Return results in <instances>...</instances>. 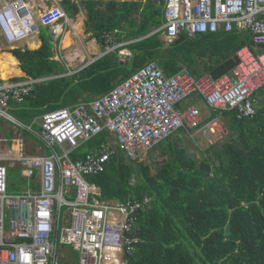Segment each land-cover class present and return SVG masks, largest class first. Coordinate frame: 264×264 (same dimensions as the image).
Listing matches in <instances>:
<instances>
[{
    "label": "built area",
    "instance_id": "1",
    "mask_svg": "<svg viewBox=\"0 0 264 264\" xmlns=\"http://www.w3.org/2000/svg\"><path fill=\"white\" fill-rule=\"evenodd\" d=\"M52 1L37 16L31 0H0V37L16 44L49 27L56 41L68 17ZM163 17L162 26L151 34H161L166 44L182 34L195 38L222 30L250 33L254 48H241L231 74L218 80L210 75L196 78L186 68L166 76L157 62L150 61L106 95L43 114L40 122L34 120L40 126L35 134L42 144L37 150L50 152L42 155L26 153L27 141L18 129L32 128L10 112L11 102L22 104L40 80L26 75L16 77L18 81H0V121L11 123L18 133L15 159L23 177L34 179L37 170L40 184L39 191L10 195L8 167L14 165L7 166L0 158V264H62L60 247L64 246L80 253L78 264H135L142 243L139 214L150 199L102 200L100 189L87 177L105 172L108 162L119 155L126 161L144 163L160 143L180 133L191 140H206L211 146L223 142L229 134L225 118H204L193 106L179 108L194 94L209 109L231 113L239 121L256 115V97L264 88V0H165ZM104 39L100 54L84 56L74 74L117 50L129 55L122 50L129 42H117L111 33H105ZM62 43L63 39L60 53L65 50ZM101 134L106 139L100 146L82 159L71 158ZM63 208H67L69 220L61 228ZM7 209L12 213L9 231Z\"/></svg>",
    "mask_w": 264,
    "mask_h": 264
},
{
    "label": "trees",
    "instance_id": "2",
    "mask_svg": "<svg viewBox=\"0 0 264 264\" xmlns=\"http://www.w3.org/2000/svg\"><path fill=\"white\" fill-rule=\"evenodd\" d=\"M80 1L88 10L87 32L101 44L105 33L113 34L117 42H130L126 48L131 58L123 63L118 53L112 52L73 76L37 84L22 105H12L11 113L18 120L31 124L49 111L106 95L150 61L157 62L166 76L186 68L196 78L211 73L218 79L238 64L241 48H254L250 33L222 30L195 38L182 34L165 44L161 34H151L164 23L165 0H147L145 4ZM61 5L73 15L76 2L62 0ZM74 29L83 34L82 24ZM40 38L39 49L35 50L40 42L31 41L34 50H16L18 60L11 52L1 51L0 80L23 74L39 79L67 71L52 58L47 28H42ZM73 43L72 34L67 33L64 48ZM261 92L263 98L256 101L254 118L239 121L231 113L211 110L209 119L224 116L234 123L231 127L237 130V140L221 148L208 147L199 160L179 143L180 137L169 138L154 149L165 159L155 174L150 165L126 161L119 155L108 162L105 172L87 177L101 190L102 200L150 199L139 214L142 243L135 264H264V88ZM105 136L82 145L71 158L82 159L100 146ZM85 147L89 151L83 154Z\"/></svg>",
    "mask_w": 264,
    "mask_h": 264
},
{
    "label": "rangeland",
    "instance_id": "3",
    "mask_svg": "<svg viewBox=\"0 0 264 264\" xmlns=\"http://www.w3.org/2000/svg\"><path fill=\"white\" fill-rule=\"evenodd\" d=\"M36 3V7L39 8L40 10L42 9V7L44 5H42L44 3L43 0H33ZM59 4H60V0H58ZM74 16L69 18H73ZM73 23H69L68 25V29L69 31L73 29ZM67 31V30H66ZM30 48L28 45H24V44H8L6 43L1 37H0V53L1 51H7V52H11L14 57H17L16 54V50H18L19 48ZM125 50L129 53V55H121L119 50L115 51L116 53H118V59L119 61L125 63L127 62L128 58H131L132 54L131 52L126 48V46L122 49ZM67 55H73L71 59H68V61L66 62L64 60V58H61V54H59L58 52L56 53L55 56H53V60H56L60 63H62L63 65H65L67 71L65 73H61L58 72L56 74H52L49 76H45L42 78H39V82L37 84H42L45 83L47 81H51L54 79H58V78H62V77H70L74 75V72L77 68L80 67L81 64H83V60L84 58H79V54L78 51H76L74 48L70 50V52L68 51ZM59 56V57H58ZM89 57V56H88ZM17 59V58H16ZM74 61H73V60ZM89 58L85 59V62L88 61ZM99 60V59H98ZM72 61V62H71ZM70 68V71H68V69ZM25 74L18 76V77H23L25 78ZM16 78V77H13ZM29 78V77H28ZM12 79V78H10ZM0 80L2 82H11V80ZM19 79H15L12 81H18ZM261 91L259 92V94L257 95L256 99L260 98L262 99L263 96H261ZM187 102L194 104L201 112L203 115L208 116L210 114V109L207 106V104L205 103V101L202 98L199 99H195L194 97H190L189 99H187ZM259 103V102H257ZM19 105L16 103H12V105ZM261 105L258 104V108H260ZM40 117V116H39ZM224 118V116H222ZM226 125L228 126V136L225 138V140L223 142H220L218 144H216L217 148H221L223 147L226 143H230L233 141L237 140V130L236 128L231 127L234 126V123L232 121H228V119H224ZM25 126H32L33 127V132H28V131H23L22 129H18L19 132H22L24 137L26 138L27 141V145H26V152L27 153H34L35 150H33L35 147H39L37 145H40V142L37 140L36 138V134L35 132L38 131V129L36 128V125L33 126V123L29 124L30 121H26L23 120L21 121ZM38 126V125H37ZM0 131L3 132V135L8 137L10 134L11 136L13 134H15V127L11 124V123H4L3 121H0ZM13 137V136H12ZM178 137L181 138V140H179V143H181V145L183 147H186L188 149V151L196 156V159L199 160L203 157V154L209 149L208 147H210L211 145L208 144V142L206 140H202V139H198V140H191L188 136H185L184 134L180 133L178 135H174L171 138L173 139H178ZM9 139V137H8ZM11 147V146H10ZM2 149L1 143H0V150ZM10 150V149H9ZM89 151V149L87 147L83 148L82 153H87ZM48 152V151H46ZM160 162V163H158ZM165 162V159L160 157V153L159 151L153 150L151 153L148 154L147 156V160L144 162V164L150 165L152 168V173L155 174L156 173V169L158 167H161L162 164ZM158 166V167H157ZM21 168V167H20ZM19 166L16 165L15 167H8V193L10 195H15V194H19L22 191L25 190H31L34 183H36V179H27L25 177H23L21 170H20ZM35 174H38V171L35 170ZM66 210L67 208H63L62 211V221L64 219V216L66 214ZM11 211L9 209L6 210V216H7V220H6V231H9V219L11 218ZM61 226H63V223L61 222ZM69 248V249H68ZM60 251L61 253H64L67 259H71L74 260L75 263L78 264L79 259H80V253L76 252V251H72L70 249V247L68 246H64V247H60ZM66 260V259H65ZM66 264H74L72 263L70 260L66 261Z\"/></svg>",
    "mask_w": 264,
    "mask_h": 264
},
{
    "label": "crops",
    "instance_id": "4",
    "mask_svg": "<svg viewBox=\"0 0 264 264\" xmlns=\"http://www.w3.org/2000/svg\"><path fill=\"white\" fill-rule=\"evenodd\" d=\"M44 1V3L42 4V5H44L43 7H42V9H41V12L44 10V7H45V5H48V6H51L52 5V0H43ZM58 1V0H57ZM62 1V0H61ZM74 2H76V8L73 10V15L72 16H74L72 19H71V21L73 22V29L72 30H68L67 31V33H71L72 34V36H73V39H74V43H73V47L72 48H74L76 51H78V54H79V58H83L84 56H97V55H99L100 54V52L103 50V48H102V46L104 45V44H101V43H99L100 41H98L96 38H94V37H92V34H89L88 32H87V30H86V22H87V15H88V10H87V8H86V6L80 1V0H73ZM121 2H125V1H132V0H120ZM133 1H135V2H141V3H143V4H145L146 2H147V0H133ZM31 2H32V4L34 3L35 4V9L36 10H38V8L36 7V3L33 1V0H31ZM63 7V6H62ZM64 8V7H63ZM143 10V8L141 9V11ZM70 17H72L71 15H69ZM79 22V23H78ZM79 24H82L83 25V34H78L77 33V31L74 29V26L75 25H79ZM161 39H162V37H161ZM163 40V39H162ZM31 41H38V42H40V46H41V44H42V42H41V40H40V38H39V36L37 37V38H32V39H29V40H27V41H24V42H21V43H19V44H24V45H28L29 47L31 46ZM163 42L166 44V42L163 40ZM90 45H92V48H94V49H96L97 50V52H94L93 50H91V48L89 47ZM39 46V47H40ZM38 47V48H39ZM38 48H36V49H38ZM86 53H85V52ZM259 53H261L262 52V50H259L258 51ZM72 56L73 55H67V58L68 59H71L72 58ZM17 58V57H16ZM18 60V59H17ZM73 60V59H72ZM236 67V66H235ZM234 67V68H235ZM233 68V69H234ZM232 69V70H233ZM232 70L228 73V74H225V75H223L222 77H220V78H218V79H221V78H223V77H225V76H227V75H229V74H231V72H232ZM205 75H210L213 79H215L213 76H212V74L211 73H206V74H204L203 76H205ZM218 79H215V80H218ZM32 94V93H31ZM29 97V96H28ZM190 97H194L196 100L197 99H199V98H201L199 95H197V94H194V95H192V96H190ZM190 97H188L187 99H189ZM187 99L186 100H184L180 105H179V108L180 109H186V108H188V107H196L194 104H192V103H189V102H187ZM26 100V99H25ZM16 103L15 101H12L11 102V104H10V112H11V108H12V103ZM25 102V101H24ZM23 102V103H24ZM22 103V104H23ZM16 104H18V103H16ZM22 104H19V105H22ZM197 108V107H196ZM201 112V111H200ZM211 109H210V114L208 115L209 117L211 116ZM201 114H202V112H201ZM202 116L204 117V118H207L208 116H205V115H203L202 114ZM40 119H41V116L40 117H37V118H35L34 120H36V121H38V122H40ZM34 120H33V126L34 125H38L37 123H34ZM39 126V125H38ZM31 128H32V131H28V132H33V127L32 126H30ZM40 127V126H39ZM40 131V129H38V131L37 132H35V133H38ZM23 137H24V135H23V133L22 132H19ZM13 136V137H12ZM11 136V134L8 136L9 137V139H8V137H6V136H4L3 135V132H1L0 131V143H1V146H2V149L0 150V158H2L3 159V161H4V163H6L7 164V166L9 165V164H11V162H12V164L14 165L13 167H15L16 165H18L19 166V168H20V165H19V163L16 161V159H15V157H17V155L16 156H13V158H10V156L9 155H6V153H9V152H12V148H13V146H14V142H16L14 139L15 138H17V136H18V133H16L15 132V134H13ZM6 139L7 141L6 142H2L1 140L2 139ZM24 139H25V141H26V138L24 137ZM38 140V139H37ZM28 144V143H27ZM42 144L40 143V145H37V146H41ZM11 146V147H10ZM17 146H18V144H17ZM37 148H39V147H37ZM37 148L35 147L33 150H35V152L34 153H32V154H40V155H42V154H49L50 152H49V150H47L46 148H43V150H44V152L42 151V150H37ZM10 149V150H9ZM19 149V148H18ZM96 149V148H95ZM25 150H26V148H25ZM94 150V149H93ZM46 151H48V152H46ZM92 151V150H91ZM91 151H89V153L91 152ZM27 153V152H26ZM28 154H31V153H28ZM88 154V153H87ZM86 154V155H87ZM85 155V156H86ZM84 156V157H85ZM83 157V158H84ZM12 167V168H13ZM20 170H21V168H20ZM28 179V178H27ZM34 179H36V183H34V185H33V187H32V189L33 190H36V191H39L40 190V184H39V176H38V174H36V176H35V178ZM91 185H93V184H91ZM95 186V185H94ZM26 191V190H25ZM25 191H22V192H25ZM101 191V190H100ZM22 192H20V193H22ZM101 199V198H100ZM68 220H69V216L67 215V214H65V216H64V219H63V221H62V216H61V219H60V226H61V222L63 223V226L64 225H66L67 224V222H68ZM63 226H61V228L63 227ZM69 249V248H68ZM71 249V248H70ZM72 250V249H71ZM73 251V250H72ZM61 255H62V264H66V261L67 260H70L72 263H74V264H77V263H75L74 262V260H71V259H67L66 258V256H65V254L64 253H61ZM66 259V260H65Z\"/></svg>",
    "mask_w": 264,
    "mask_h": 264
},
{
    "label": "clouds",
    "instance_id": "5",
    "mask_svg": "<svg viewBox=\"0 0 264 264\" xmlns=\"http://www.w3.org/2000/svg\"><path fill=\"white\" fill-rule=\"evenodd\" d=\"M58 4H59V2L57 1V0H55ZM53 2V1H52ZM32 3V2H31ZM33 5V4H32ZM61 7H62V5H61V0H60V4H59ZM45 7H46V5H45ZM45 7H44V9H45ZM62 9L65 11V9L62 7ZM65 13L67 14V17H68V23H67V26L63 29V34L56 40V41H54V35L52 34V32L50 31V28L49 27H42V28H47L48 30H49V32H50V34H51V42H52V44H53V53H54V55L53 56H55L56 55V53L58 52L59 54H61V58H64V60L67 62L68 61V59H67V54H68V51L70 52V50L71 49H73L72 47H73V45L72 46H70V47H68V48H65V50H64V52H62V53H60L59 52V45H60V41L63 39V43H64V37H65V35L67 34V31L69 30L68 29V25H69V23H71L72 21H71V19L69 18V14L65 11ZM41 14V13H40ZM40 14H37V16H40ZM73 23V22H72ZM42 28H41V30H42ZM67 30V31H66ZM40 33H41V31H40ZM40 33H39V38H40ZM37 36V37H38ZM37 37H34V38H37ZM32 39V38H31ZM29 40V39H28ZM40 40H41V38H40ZM27 41V40H26ZM22 42H24V41H22ZM42 42V41H41ZM19 43H21V42H19ZM19 43H16V44H19ZM62 43V44H63ZM130 43V42H129ZM27 45V44H26ZM42 45V44H41ZM128 45V44H127ZM126 45V46H127ZM41 47V46H40ZM39 47V48H40ZM38 48V49H39ZM28 49H30V48H28ZM30 50H34V49H30ZM35 50H37V49H35ZM59 57V56H58ZM84 58V57H83ZM96 62V61H95ZM94 62V63H95ZM20 63V62H19ZM89 67V66H88ZM20 68H21V66H20ZM26 75V74H25Z\"/></svg>",
    "mask_w": 264,
    "mask_h": 264
},
{
    "label": "bare ground",
    "instance_id": "6",
    "mask_svg": "<svg viewBox=\"0 0 264 264\" xmlns=\"http://www.w3.org/2000/svg\"><path fill=\"white\" fill-rule=\"evenodd\" d=\"M33 9H34V11L36 12H39V14L40 13H42L41 12V10L38 8V10H36L35 9V4L33 3ZM81 34V33H80ZM85 52V51H84ZM86 53V52H85ZM15 144H14V146H13V148H12V152H9V153H6V155H9V156H16L17 154H18V151H19V149H18V146H17V142H14Z\"/></svg>",
    "mask_w": 264,
    "mask_h": 264
},
{
    "label": "water",
    "instance_id": "7",
    "mask_svg": "<svg viewBox=\"0 0 264 264\" xmlns=\"http://www.w3.org/2000/svg\"><path fill=\"white\" fill-rule=\"evenodd\" d=\"M131 235V234H130Z\"/></svg>",
    "mask_w": 264,
    "mask_h": 264
}]
</instances>
